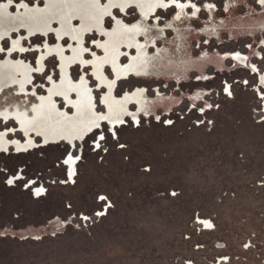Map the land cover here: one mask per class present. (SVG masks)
Wrapping results in <instances>:
<instances>
[{
  "label": "rangeland",
  "instance_id": "rangeland-1",
  "mask_svg": "<svg viewBox=\"0 0 264 264\" xmlns=\"http://www.w3.org/2000/svg\"><path fill=\"white\" fill-rule=\"evenodd\" d=\"M165 1L169 7H159L151 18L152 25L159 22L164 27L175 16L179 4H184L189 12L192 10L187 0ZM190 1L199 6L198 18H193L196 27H202L203 21L210 17L204 7L207 1L213 5L215 16L225 21L220 41L211 38L207 44L203 34L192 41L196 57L206 50L212 58L201 68L205 79L200 69L190 71L187 80L179 84L171 82L173 79L152 82L134 73L121 75L110 63L99 64L104 56L101 49L104 35L95 28L89 31L91 34L86 32L83 46L94 50L96 55L83 51L85 61L91 60V65L71 62L72 68L68 67L71 80L80 84L86 81L93 103L99 91L106 114L110 113L106 101L118 100L136 90L145 94L140 103L148 105L147 110L155 109L146 115L139 112L138 103L127 102L120 117L124 123L120 121L113 128L122 130L120 142L128 147L121 149L115 146V141L108 145L102 143L109 151L97 150L99 156L95 152L87 155L76 185L53 186L50 194L37 197L27 189L0 182V224L4 225L0 230L47 229L36 241L0 237V264H185L186 260L193 264H211L216 262L215 253L239 256L229 264L258 263L255 255L259 246L264 254V187L260 185V178H264V121L257 122L264 110V100H260L264 95L261 92L264 89V26L261 29L258 26L264 21V5L256 0H237L226 12L225 0ZM0 2L8 5L11 14H18L20 9L22 12L42 9L46 4V0ZM21 4L28 6L21 7ZM99 4L106 6L107 1L100 0ZM129 5L123 12L113 7L112 15L117 21L129 24L131 20L134 24L139 20L137 6ZM105 16L103 26L109 32L114 31L116 22L112 20L109 28L111 18ZM233 23L241 27L233 29ZM56 24L51 25L58 28ZM52 26L48 38L29 37L33 34L27 32L25 25L15 30L14 41L10 34L2 42V48L5 44L7 48L0 52V60H6L11 44L15 51L17 44L23 45L22 51L27 53L12 54L11 58L29 64L36 73L28 96H17L14 89L1 94L0 112L17 108L32 118L33 107H38L52 85L60 81L57 57H46L39 62L44 58L45 45H56ZM91 35H95V45L88 39ZM63 45V52L70 56V41L64 40ZM122 47L119 60L125 67L135 51L131 50L133 47L129 50L125 45ZM228 54L222 63L217 60L220 55ZM245 80L249 83L245 84ZM222 86H230L233 96L222 91ZM196 90L204 93L192 104L187 95H193ZM71 94L75 99L74 93ZM171 96L172 103L162 106L160 99ZM54 98L67 111L61 107L63 100ZM137 112V119L133 120L130 114ZM156 116H160V121ZM165 119L173 123H163ZM4 124L0 122V131L5 130ZM8 125H14V129L18 126L12 121ZM100 125L103 127L104 122ZM90 135L91 132L83 139L87 140ZM8 138L24 140L18 131ZM42 160L34 145L30 151L20 154L15 150L0 153V168L13 169L18 175H23L20 169H28L29 176L35 178L34 169L44 167ZM146 167L151 171L144 172ZM172 192L176 195L172 196ZM96 193H107L113 205L111 209L106 205L103 209L96 208L106 211V217L84 220L73 212L65 219L64 204L72 202L77 211L88 213L95 207ZM194 213L199 214L195 220ZM198 220L207 221L213 227L206 228ZM77 223L81 225L79 228L75 227ZM186 236L190 238L185 239ZM245 243L250 245L247 250L243 247ZM197 244L202 247H196Z\"/></svg>",
  "mask_w": 264,
  "mask_h": 264
},
{
  "label": "bare ground",
  "instance_id": "bare-ground-1",
  "mask_svg": "<svg viewBox=\"0 0 264 264\" xmlns=\"http://www.w3.org/2000/svg\"><path fill=\"white\" fill-rule=\"evenodd\" d=\"M106 1L107 5L103 6L97 4L96 0H46L44 8L38 7L35 10H25L24 12L20 9L18 14H11L8 5L0 2V48H2V42L8 39L7 37L10 34V39L14 41L12 37L15 34V30L18 31L19 27L25 25L27 26V32L33 34L31 38H48V30L51 29L52 22H56L58 28H55L54 25L52 26L56 45L51 47L46 44L44 58L41 57L39 62H43L46 57L55 56L58 58L60 68V81L52 85L47 93L48 95L42 99L38 107H33L32 118L28 117L25 111L17 108L12 110V112H0V122H16L19 128V131H17L24 136L22 141L16 138L9 139L8 136L15 134L16 129L13 131H7L6 129L0 131V149H7V151H4L5 153L9 150H15V153L18 154L26 152L23 149L30 151L35 145V139L32 137L34 130L41 132L50 141L59 140L61 137L68 139L73 137L83 138L95 129L96 124L105 123V120L93 107V96L86 86V81L82 80L81 84L74 83L68 75V67L71 62L79 61L84 64L85 56L83 57L84 46L82 40L86 36V32L93 31L91 30L92 28L102 33L105 39V43L101 47L104 56L99 59V64L102 65L104 62H108L121 75L134 73L147 80H152V82L173 79L171 82L175 81L179 84L181 80H187L190 71L200 69L201 77L205 79L206 75L201 68H204L212 58L206 50L199 57H196L195 53L192 52L195 46L192 41L198 40L197 38L200 34H203L204 37L202 38L205 39L207 44L211 38L220 41L221 31L225 23L223 19L215 16L213 7H206L211 5L209 1L206 2L204 7L209 12L210 17L207 21H203L202 27H196V21H193V18H198L197 9H199V6L190 0H187V5L189 4L192 8L191 12L188 11V8L186 9L184 4H179L175 16L164 27H161L162 25L159 22H155L152 25L151 18L156 15L162 3L166 4L165 0ZM236 3L237 0H225L226 12H229L230 8ZM129 4L137 6L139 20L134 24L131 23V25L125 24L123 20L118 24L116 19L114 20L116 22L114 31H107L103 26V20L107 17L105 16L106 13H112L113 5H119L125 11L130 8ZM75 22H78L79 25L76 26ZM231 25L233 29L238 26L241 27L237 23ZM258 26L261 29L264 26V21L263 24ZM89 34L91 33L89 32ZM230 36L232 37V33ZM64 40H69L71 43L70 56H68L69 53L63 52ZM123 45L126 46L127 50L133 47L131 50L134 49L135 51V55L125 67L121 66V61L119 60ZM149 46H153V48ZM204 46L206 47L207 45ZM13 48L15 46L11 44L12 50L7 54L6 60H0V93L14 89L17 92V96H28V88H30V82L34 75L32 71L35 68L21 60L14 61L11 55L19 52L23 53L22 49H24V46L19 47L17 44L16 51ZM228 56L230 54L220 55L217 60L222 63ZM111 84L109 83L108 86L110 87ZM71 93H74L75 99L72 98ZM203 93L204 91L202 90H196V93L187 95V97L192 104H195L197 99L202 98ZM54 97L63 100L62 103L64 102L66 105L75 104L77 107L72 109V114L66 115L67 111L59 107L60 104L57 103V99ZM144 98V91L136 90L134 94L126 93L123 98L118 100L111 99L106 101L105 105L110 113H104L103 116H106L110 127H113L114 124H118L121 121L120 117L125 112L124 105L131 101L138 103L140 106L139 112L147 115L153 112L155 108L147 110L148 105L144 104V106L140 103ZM160 100L162 101V106L167 103L171 104L173 101L172 96ZM137 115L138 112L130 114V117L136 120ZM6 131L7 135H4ZM12 141H19V143H12ZM29 141H32L31 145ZM17 149L21 150L17 151ZM4 152L0 151V153ZM54 223L58 225V223ZM45 230L47 229L43 227L40 230L19 231L5 228L0 230V233H3L0 236L38 238L41 237Z\"/></svg>",
  "mask_w": 264,
  "mask_h": 264
},
{
  "label": "snow or ice",
  "instance_id": "snow-or-ice-1",
  "mask_svg": "<svg viewBox=\"0 0 264 264\" xmlns=\"http://www.w3.org/2000/svg\"><path fill=\"white\" fill-rule=\"evenodd\" d=\"M12 0H9V3H11ZM100 0H96V3L99 4ZM256 3L260 5H264V0H256ZM27 4H21V7H27ZM114 7L119 8L120 12L124 11L123 7H120L119 5H113ZM131 7V5H129ZM161 7L167 9L169 7L168 4H161ZM193 7H195L193 5ZM206 7L211 8L213 5H207ZM199 11V9H197ZM133 9V13H134ZM132 13H129L131 15ZM111 19L108 21V27H112V20H116V17L112 15L111 12L106 13ZM159 19V17L157 18ZM119 24L120 21H117ZM129 24H131V20L128 21ZM134 26V25H133ZM89 41L93 45L96 44V38L95 35H91L88 37ZM65 44H67V41H65ZM102 47V45H101ZM7 48V44H5L4 48H0V51H5ZM84 52H89L92 56H95L96 53L94 50L85 47L83 48ZM86 65H91V60H86L84 62ZM55 66V65H53ZM253 71H256L255 68H253ZM51 79V77H49ZM83 79V77H81ZM245 84H248L249 82L247 80L244 81ZM222 91L227 92L228 96H233V92L230 90L229 87H223ZM261 92H264V89H261ZM35 95V94H34ZM260 100H264V95H261ZM62 108H67L66 115L72 113V109L77 107L75 104H69L64 105L61 104ZM93 107L98 111V114L102 116V119L105 120V123L103 127H101L100 124L95 125V129L91 132V135L88 137L87 140H84L82 137H73L72 139H68L65 137H61L59 140H48L44 137V135L41 132L33 131L32 135L35 139V146L39 149V152L41 156L43 157V160L41 163L44 164V167H37L34 169V176H29V170L28 169H20L21 172H23V175H18L17 172L13 169H7V168H0V182H3L4 184L8 186H12L15 188H21V189H27L29 194H35V196L40 197L42 195L50 194L53 190V186H60V185H76L78 182V178L80 176V168L83 166L85 160L87 159V155L90 153L95 152L97 156H99V151L101 150L103 152H108V147H102V143L104 145L111 144L112 141H115V146H118L121 149H126L128 145L126 143L120 142V132L121 129H114L113 127H109V122H107L106 116H103L105 108H104V101L102 99V96L100 92H97V95L94 98V104ZM211 107V105H209ZM217 107L219 105L217 104ZM257 107H259V102L257 103ZM184 109H181L183 111ZM201 111H203V107H201ZM255 111V109H254ZM155 119L157 121H160V116H156ZM264 121V110H262L259 114V118L257 122ZM163 123L171 125L173 121L171 119H165L162 121ZM120 123H124L121 121ZM211 123V121H209ZM4 127L7 131H13L14 125L11 127L8 125L7 122H5ZM7 131L4 133V135H7ZM98 138V139H97ZM23 139V137H21ZM89 141H91V144H89ZM12 143H19V141H12ZM29 144H32V141H29ZM82 144L84 147H82ZM21 149H17V151H20ZM24 151H27V149H23ZM0 151H7V149H0ZM103 157H101L102 159ZM144 172H150V168H144ZM73 177H76V179H73ZM260 185L264 187V178H260ZM172 196H175L176 193L172 192ZM235 195V193H233ZM228 193H223V197H227ZM95 207L92 208V210L88 213H84L82 210L77 211L75 208V205L72 202H68L67 204L63 205V208L65 209V219L73 215V212H76L77 218L83 217L84 220L93 219L95 220V217H106L107 212L106 211H97L96 208L103 209L106 205L108 209H111L113 206L110 198L107 193H96L93 197ZM104 202V203H100ZM198 213H194V220L196 217H198ZM70 222V221H69ZM198 223L203 224L206 228H212L213 224L208 223L204 220H198ZM81 225L77 223L75 227L79 228ZM4 225L0 224V228H3ZM193 231H196L194 228ZM3 234V233H0ZM190 237H185V239H189ZM196 247H202V245L197 244ZM244 248H249L250 245L248 243H245L243 245ZM185 264H193V261L186 260Z\"/></svg>",
  "mask_w": 264,
  "mask_h": 264
},
{
  "label": "flooded vegetation",
  "instance_id": "flooded-vegetation-1",
  "mask_svg": "<svg viewBox=\"0 0 264 264\" xmlns=\"http://www.w3.org/2000/svg\"><path fill=\"white\" fill-rule=\"evenodd\" d=\"M4 154V153H3ZM209 223V222H208ZM203 225V224H202ZM49 228V227H48ZM17 231V230H16ZM1 238L3 237H10V238H15V239H19V240H33V241H36L38 239H40V237L38 238H34V237H26V238H19L17 236H0ZM257 248V247H256ZM255 248V249H256ZM248 248H246L247 250ZM258 250L260 252H258ZM258 250L256 252V255L255 257H257V260H258V263L256 264H264V254L261 252V247L259 246L258 247ZM214 256V259H215V263H211V264H229V262L234 259V258H238L239 259V256H235L233 253H222V254H219L217 255L216 253L213 254ZM244 259V258H243Z\"/></svg>",
  "mask_w": 264,
  "mask_h": 264
}]
</instances>
